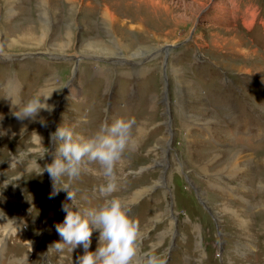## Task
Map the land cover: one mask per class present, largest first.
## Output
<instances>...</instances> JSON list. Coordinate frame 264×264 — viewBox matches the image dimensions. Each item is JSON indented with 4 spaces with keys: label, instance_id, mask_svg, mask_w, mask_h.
<instances>
[{
    "label": "rangeland",
    "instance_id": "374dc122",
    "mask_svg": "<svg viewBox=\"0 0 264 264\" xmlns=\"http://www.w3.org/2000/svg\"><path fill=\"white\" fill-rule=\"evenodd\" d=\"M0 54V264H79L82 245H55L70 201L50 198V135L116 117L136 121L112 195L139 223L138 259L155 244L167 264H264V0H0ZM51 92V113L15 116ZM98 171L71 181L84 208L104 199Z\"/></svg>",
    "mask_w": 264,
    "mask_h": 264
},
{
    "label": "clouds",
    "instance_id": "9594fccd",
    "mask_svg": "<svg viewBox=\"0 0 264 264\" xmlns=\"http://www.w3.org/2000/svg\"><path fill=\"white\" fill-rule=\"evenodd\" d=\"M52 92L46 96L34 95L22 105L15 104V116L18 119H35L41 109L51 113L55 106L49 105L47 100L51 98ZM41 123L44 124L42 117ZM87 123V119L81 121V124ZM135 123L134 118L116 117L111 123L106 120L90 135H85L76 130V125L64 122L50 135V142L56 144V151L52 162L43 168L53 182L50 198L62 189L67 192V200L70 201L62 204L66 215L62 223L55 225L62 242L55 245L60 251L65 244L70 246L71 251L82 245L84 254L78 257L79 264H167L165 255L158 254L159 245L155 244L137 258L138 242L142 238L139 223L130 216L131 208L126 207L119 197L112 195L117 191L116 166L129 146L131 130ZM24 131L22 129V132ZM31 136L38 141L42 151L46 149L41 136L35 131ZM47 151H43L39 158L42 159ZM34 152L35 149L29 148L14 155L10 160V168L16 167ZM37 160H28L25 172L16 177V180L39 169L41 166ZM87 163H96L99 166L97 175L101 177L102 183L98 192L100 197L104 198L99 205L91 208L82 207L77 200L76 191L71 188V181L80 176ZM63 177H67L68 182L58 187L57 184L62 183ZM93 230L99 233L98 245L95 251H89Z\"/></svg>",
    "mask_w": 264,
    "mask_h": 264
},
{
    "label": "bare ground",
    "instance_id": "6f19581e",
    "mask_svg": "<svg viewBox=\"0 0 264 264\" xmlns=\"http://www.w3.org/2000/svg\"><path fill=\"white\" fill-rule=\"evenodd\" d=\"M63 57H69V56H62V57H60V59L61 58H63ZM77 57V56H76ZM79 58H81V57H79ZM69 59V58H68ZM78 61V60H77ZM78 71H79V69L78 68H76V74H75V76L77 75V73H78ZM74 81H75V79H72L71 81H70V83H68V87L71 85V84H74ZM241 153V152H240ZM240 153H236L237 155H236V157L235 158H233V161H232V163L233 164H236V166L238 165V163H240V158H244L245 156H243L244 154L242 153V154H240ZM249 156V155H248ZM251 159V158H250ZM238 162V163H237ZM188 177V176H187ZM191 184H192V182H191ZM202 202V201H201ZM202 204L204 205V206H206L203 202H202ZM207 209H208V207H206ZM232 211V210H231ZM209 212V214H210V216H212L211 214H213V218L215 219V214L212 212V211H208ZM241 214V213H240ZM216 222H217V220H216Z\"/></svg>",
    "mask_w": 264,
    "mask_h": 264
},
{
    "label": "water",
    "instance_id": "95a60500",
    "mask_svg": "<svg viewBox=\"0 0 264 264\" xmlns=\"http://www.w3.org/2000/svg\"><path fill=\"white\" fill-rule=\"evenodd\" d=\"M0 56H1V54H0ZM65 58H70V59H73L74 57H63V58H61V59H65ZM122 61H124V60H122ZM121 61V62H122ZM117 62H119V61H117ZM165 77H166V80L168 81V75L166 74V72H165ZM169 113H170V111H169ZM170 125V124H169ZM195 190H197V188H195ZM212 216H213V214H211ZM214 217V216H213Z\"/></svg>",
    "mask_w": 264,
    "mask_h": 264
}]
</instances>
